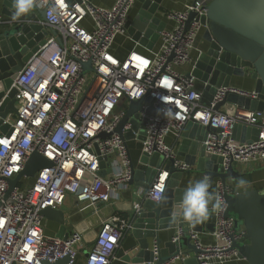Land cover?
<instances>
[{
	"label": "built area",
	"instance_id": "1",
	"mask_svg": "<svg viewBox=\"0 0 264 264\" xmlns=\"http://www.w3.org/2000/svg\"><path fill=\"white\" fill-rule=\"evenodd\" d=\"M134 1L113 0L110 7H103L90 0H35L39 8H45L42 24L56 34L45 38L12 82L16 114L4 121L10 133H0V264H42V260L53 262L67 254L69 264L74 261L82 248V236H46L40 212L48 207L60 208L70 195L90 206L120 197L131 180L132 166L127 140L114 130L129 100L146 94L150 99L143 103L138 129L133 131L134 138L143 132L141 153L157 152L164 161L172 159L176 168L189 171L191 167L176 157L174 145L185 125L193 121L207 127L202 141L205 151L220 157L224 170L230 165L235 168L234 163L264 164V112L240 106L213 108L226 92L250 99H255L257 93L221 87L210 105H204L191 70L184 73L174 68L190 63L193 51L200 53L195 41L203 27L200 18L205 14L204 6L211 0L189 1L182 10L165 12L173 26L159 32L161 44L153 56L130 50L124 58H118L111 48L115 36L126 30ZM190 12L195 18L186 29ZM85 17L92 21L90 29L82 25ZM86 61L91 62V70L82 73L81 63ZM236 124L257 128V138L236 140ZM129 130L132 124L127 120L122 131ZM167 136H172L171 143L166 141ZM34 150L53 165L38 170L27 185L18 183L6 198L8 179L20 172ZM168 176V170L160 167L147 188H137L138 200L132 202L134 213L139 212L145 199L158 202L156 197L163 196ZM211 185L210 181L209 191ZM218 187L213 242L201 243L197 231L191 228L185 232L177 229L171 239L177 242L187 235L201 250L196 254L197 264L238 256L230 246L244 230L235 227L232 217L223 216L220 182ZM128 227L126 220L114 215L103 220L84 264H110ZM153 251L155 261V247ZM179 258L183 256L177 255L164 264Z\"/></svg>",
	"mask_w": 264,
	"mask_h": 264
},
{
	"label": "water",
	"instance_id": "2",
	"mask_svg": "<svg viewBox=\"0 0 264 264\" xmlns=\"http://www.w3.org/2000/svg\"><path fill=\"white\" fill-rule=\"evenodd\" d=\"M135 1L139 2L140 8L132 20H127L125 28L134 42L149 48L165 27L164 22L156 15L161 0ZM3 5L1 12L8 17V20L0 22V26L5 27L0 30V133L6 131L10 133L9 125L4 121L16 114L14 100L16 90L12 86L13 79L32 53L45 42L48 31L44 24L40 23V20L44 21L45 8H39L35 2L31 11L22 14L17 20L12 18L15 11L14 0H4ZM204 9L205 14L201 16L200 23L204 28L202 41L205 43V48L194 59L190 72L198 81L206 83L201 102L210 105L218 88L230 87L232 77L247 75L255 81L253 89L257 93L255 99L226 92L223 99L213 108L218 110L221 105L231 102L247 110L264 112V0H211ZM194 18V13L190 12L185 21L186 29ZM50 31L56 34L54 30ZM171 59L172 55L168 60ZM81 69L82 73L91 70V62H82ZM149 100L147 94L140 99L129 100L127 110L114 132L125 140L134 138L133 131L139 126L138 113L143 110V103ZM145 111L153 113L152 109ZM127 120L132 124V130L122 131ZM193 130L204 132L207 127L193 121L185 125L180 148L184 149L186 145H190L191 149L184 162L207 175L211 182L214 178L219 180L225 203L223 216L232 217L235 227H242L244 230L241 238L232 240L230 250L236 251L238 257L244 258L249 264H264V189L248 188L240 192H231L227 182L239 177L240 173L231 165L224 170L221 166V158L205 151L202 143L205 137H194L188 133ZM140 133L138 138L143 139V132ZM241 133L244 135L238 136ZM257 134L258 129L252 126L236 124L233 129V137L238 141L255 140ZM101 135L105 136V134ZM140 161L146 164V169L143 172V182L137 185L138 188H147L160 167L168 170L169 176L163 194L166 199L159 202L145 199L138 213H134L132 205L129 204L125 209L129 215L127 218L129 227L125 230L124 238L115 250L110 264H164L177 255H186L181 259L183 264H197L196 254L201 250L187 235L181 236L177 242L166 241L160 247L158 232L168 228H181L185 232L188 230L187 226L196 231L201 228L203 222L210 224V231H213L216 196L213 205H210L208 217L193 226L185 221L179 212L180 202L187 188L180 186L183 171L174 166V160L164 161L162 155L157 152L151 155L142 153ZM52 165L51 161L36 150L32 151L20 172L8 179L5 197H8L22 178H32L38 170ZM135 173L132 170L130 184L135 179ZM73 198L77 199L76 196ZM103 204L104 202L99 201L95 203V207ZM88 207L93 210V206L85 203L79 209L80 214L86 212L85 208ZM40 213L44 218L59 224L58 237L67 236L69 228L73 229L71 233L82 235L86 243L94 241L97 235V226L84 219L75 220L60 208L48 207ZM104 218L100 219V223ZM153 247L157 251L155 261ZM183 247L187 248L186 253L181 251ZM70 261V256L67 254L53 262L42 260V264H69Z\"/></svg>",
	"mask_w": 264,
	"mask_h": 264
},
{
	"label": "crops",
	"instance_id": "3",
	"mask_svg": "<svg viewBox=\"0 0 264 264\" xmlns=\"http://www.w3.org/2000/svg\"><path fill=\"white\" fill-rule=\"evenodd\" d=\"M3 1L0 0V15L3 17V19L8 20V17L1 12L3 8ZM92 3L103 6V7H110L113 4V0H90ZM190 0H161L159 3L158 10L156 12L157 17L160 18L165 24L164 28H171L173 26V21L167 19L164 14L167 11H179L184 8V6L189 2ZM140 8V4L137 1H134L132 7L130 8V11L128 13V20H132L135 15L137 14L138 9ZM43 21L40 20V23ZM82 25L86 29H90L92 26V21L89 17H85L82 20ZM45 29L48 31L49 36L51 33V29L48 28L46 25H44ZM5 27L0 26V30H3ZM204 28L202 27L197 34L195 45L198 50H204L205 43L202 41V34H203ZM45 37V38H46ZM161 44V40L158 37L155 43L149 48L144 47L137 42H134L131 39V36L128 34L127 30H125L124 33L117 34L115 36L111 51L112 53L118 57V58H124L126 54L130 50H135L138 52H141L143 54H146L148 56H153L159 49ZM197 51H193L191 58L192 61L188 64H184L182 66H175L174 68L178 71L187 73L191 70L192 64L194 59L197 56ZM255 81L250 78V76H244V77H232L230 80V86L241 89V90H247L251 91L254 89ZM196 87L198 90L203 92L205 90V84L203 82H200L196 79ZM233 106H239L236 103L227 102L220 106L219 110H227L231 109ZM188 133H191L194 137H205L206 131H199V130H193L189 131ZM244 135V134H243ZM242 133L238 134V136H243ZM183 136L177 141V143L174 145L176 150V157L180 160L185 159L186 156L189 155V151L191 149L190 145H186L184 149L180 148L181 140ZM166 141L168 143H171L173 141L172 136H167ZM127 147L129 150L130 158H131V166L132 170H134L135 173V179L133 180V183H128V186L125 190H123L120 194V197L116 200H110L105 202L102 206L95 207V204L92 208L88 207L85 208L86 212L80 214L81 212L79 209L85 205V203H82L80 201H77L78 199H74L73 195L67 196L64 203L61 205L60 209L63 210L67 215L72 216L75 220H86L87 222H90L91 224H94L93 226H99L100 219L104 218L107 219L110 216H117L122 220H126L128 218V212L125 211V209L129 206V204L132 205V202L138 200V197L136 195V190L138 188L137 185H139L141 182H143V172L146 169V164H143L140 161L141 157V146H140V139L139 138H131L127 140ZM250 167H264V164H253L249 165ZM247 166V168H249ZM246 166H238V168H234L238 172H243V169ZM240 169V171H239ZM264 169V168H262ZM249 170H252L248 174H242L241 176L237 177L236 179L228 180L227 185L228 189L231 192H240L244 189L248 188H257V189H264V173L257 172V170L249 168ZM255 170V171H254ZM206 175L204 173L197 171L194 169V167H191L189 171H184L182 174V179L180 180V186L182 187H189L192 183H194L197 180H200L204 178ZM240 181H243L244 183L241 184ZM30 183V180L29 182ZM218 184L219 180L214 178L212 180L211 190L210 192L215 196V194L218 191ZM27 185V184H26ZM122 216H125L126 219H123ZM43 224V230L46 236L48 237H55L58 236L59 232V224L53 220H49L43 217L42 220ZM188 229H190V226H187ZM211 225L203 222L201 228L199 227L197 231L198 233V239L203 244H210L213 242V236L212 232L210 231ZM73 229H68V234L72 232ZM177 229L168 228L165 230H160L158 232V237L160 238V247L163 246V244L166 241H169L172 239V237L175 235ZM82 236V235H81ZM90 239V237H88ZM83 243H81V250L76 255L74 261L71 264H84L85 263V253L88 252V250L91 248L93 241L90 243H86L82 239ZM150 245L152 244L151 238L149 239ZM183 252H187V248L183 247L181 249ZM190 255V254H189ZM188 255V256H189ZM186 256V255H183ZM172 264H183L181 262V258L174 260ZM212 264H249L244 258H240L238 256H231L227 258L223 262H213Z\"/></svg>",
	"mask_w": 264,
	"mask_h": 264
},
{
	"label": "clouds",
	"instance_id": "4",
	"mask_svg": "<svg viewBox=\"0 0 264 264\" xmlns=\"http://www.w3.org/2000/svg\"><path fill=\"white\" fill-rule=\"evenodd\" d=\"M35 0H14L13 20L19 19L22 14H26L31 11L34 6ZM243 184V181H240ZM210 181L207 176L195 181L189 187H187L182 196L179 212L182 218L188 223L198 224L206 219L210 213V205H213V201L216 199L209 191ZM160 192H163V186L160 187ZM157 201L166 199L162 195H157ZM214 207H219V202L215 203Z\"/></svg>",
	"mask_w": 264,
	"mask_h": 264
},
{
	"label": "rangeland",
	"instance_id": "5",
	"mask_svg": "<svg viewBox=\"0 0 264 264\" xmlns=\"http://www.w3.org/2000/svg\"><path fill=\"white\" fill-rule=\"evenodd\" d=\"M123 106H125V103H123V105H122V107ZM233 166L237 169L238 167V164L237 163H234L233 164ZM249 168H252V169H255V170H257V172H260V173H264V169H262V168H264V167H250L249 166ZM249 168H247V165H246V167L243 169V172H239L240 173V176L242 175V174H248V173H250L252 170H249ZM254 170V171H255ZM239 171H240V169H239ZM29 180H30V178H22V180L20 181V184H22V185H25V184H28V182H29Z\"/></svg>",
	"mask_w": 264,
	"mask_h": 264
},
{
	"label": "trees",
	"instance_id": "6",
	"mask_svg": "<svg viewBox=\"0 0 264 264\" xmlns=\"http://www.w3.org/2000/svg\"><path fill=\"white\" fill-rule=\"evenodd\" d=\"M123 219H126L125 216H122ZM125 233V232H124Z\"/></svg>",
	"mask_w": 264,
	"mask_h": 264
}]
</instances>
